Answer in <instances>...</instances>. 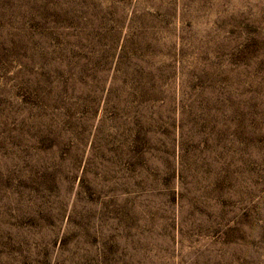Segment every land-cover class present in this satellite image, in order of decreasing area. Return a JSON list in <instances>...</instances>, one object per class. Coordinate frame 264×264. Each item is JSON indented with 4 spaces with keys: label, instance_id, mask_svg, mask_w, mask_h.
Returning <instances> with one entry per match:
<instances>
[{
    "label": "rangeland",
    "instance_id": "obj_1",
    "mask_svg": "<svg viewBox=\"0 0 264 264\" xmlns=\"http://www.w3.org/2000/svg\"><path fill=\"white\" fill-rule=\"evenodd\" d=\"M0 264H264V0H0Z\"/></svg>",
    "mask_w": 264,
    "mask_h": 264
}]
</instances>
